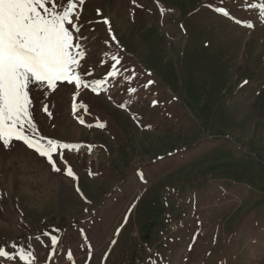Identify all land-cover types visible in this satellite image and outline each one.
Instances as JSON below:
<instances>
[{
    "label": "rangeland",
    "instance_id": "1",
    "mask_svg": "<svg viewBox=\"0 0 264 264\" xmlns=\"http://www.w3.org/2000/svg\"><path fill=\"white\" fill-rule=\"evenodd\" d=\"M216 6L85 0L79 72L107 83L43 101L30 86L39 134L80 150L55 172L22 141L0 148V247L35 264H264V23L246 0L224 6L254 28Z\"/></svg>",
    "mask_w": 264,
    "mask_h": 264
},
{
    "label": "snow or ice",
    "instance_id": "2",
    "mask_svg": "<svg viewBox=\"0 0 264 264\" xmlns=\"http://www.w3.org/2000/svg\"><path fill=\"white\" fill-rule=\"evenodd\" d=\"M84 3L85 0H0V148L11 150L13 141H22L28 149H33L40 157L46 158L55 172L63 170L57 166L54 154L63 149L79 151L80 146L61 143L39 134L33 119L35 98L30 95V86H34L42 94L43 101L64 82L74 84L76 90L91 87L97 93L107 83L100 79L89 84L82 79V75H91V72H79L80 60L85 51L80 43L75 42V38L81 30L78 21ZM246 3L248 8L256 10L257 21L264 23V0H259L258 3L246 0ZM214 12L223 18L234 20L238 25L255 27L254 23L246 19H237L224 6V0H221V6L214 7ZM97 14H100L99 10ZM103 23L109 24V20L105 18ZM113 61L109 76L117 75L116 65L120 60L113 57ZM155 103L154 101L153 104ZM51 106L55 107L54 104ZM73 109L75 111V105ZM42 111L49 117L52 115L49 103L43 104ZM80 122L84 123L82 119ZM97 127L102 129L105 124L100 123ZM59 157L65 162L62 151ZM66 174L77 179L71 167H67ZM42 235L47 237L49 233L44 232ZM36 239L39 241L40 237ZM58 239L56 235H51L50 248L53 253ZM88 247L90 256V245ZM12 249L15 255L0 247V259L17 261V264H35L33 251L23 247L16 249L15 244ZM67 256L69 261L73 260L72 252H68Z\"/></svg>",
    "mask_w": 264,
    "mask_h": 264
}]
</instances>
